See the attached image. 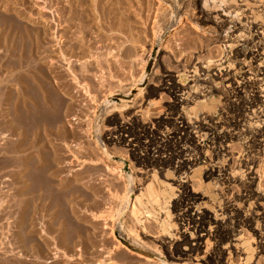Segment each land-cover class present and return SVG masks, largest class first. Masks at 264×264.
<instances>
[{"label": "rangeland", "instance_id": "374dc122", "mask_svg": "<svg viewBox=\"0 0 264 264\" xmlns=\"http://www.w3.org/2000/svg\"><path fill=\"white\" fill-rule=\"evenodd\" d=\"M0 1V5H3L0 7V12L6 11V8L14 10L12 13L18 11L15 14L23 12L25 14H22V17L25 18L22 20L26 19L24 24L27 23L28 25H25L29 27L33 23V28H37L34 30L40 31L39 47L28 45L31 49L26 48L24 55L27 51L29 53L30 50L36 51L37 49L38 52L35 53L39 56L38 64L41 63L39 67L43 68L42 70L45 71L43 73L49 74L46 79L47 83L41 81L42 85L50 86L47 87L48 91L43 87L42 95L38 92V100L34 101L41 102L43 99L41 97L45 95L48 99L50 97V103L53 105L54 101L59 99L54 107L57 106L60 109L58 120L55 119L56 116L50 119L47 113L44 117H40V122H38L40 130L51 128L50 131L53 133L57 131L56 134L62 135L64 142L70 145L67 147L64 142L58 141L65 148V151H62V154L66 152L64 164L68 166V170L69 168L71 171L77 169L78 171H75L79 177H83L84 182L92 181L93 188L97 191L96 196L93 195L90 198H93L92 200L85 199V197L76 199L84 206L80 207L79 204L80 209L76 206L75 215L83 216V218L80 216L76 218L73 215L79 225L78 227L76 224V228H73H81L83 232L79 230L78 237L74 239L76 240L74 249L72 248L74 253L73 250L69 251L73 253V257H77L73 260V264H264V249L259 246L258 242L260 240L258 230L264 229V140L260 141L259 146L250 152L247 147L250 143V127L244 116L247 104H240V106L235 102H226L219 96L223 93L230 96L235 88L240 89V94L246 96L247 90L242 88L246 67L240 62L241 52L258 50L255 53L256 63L261 62L264 65V0H103L104 7H106L104 12L108 9L105 15L96 10L92 0H86L81 4L83 6L77 7L76 5L77 10L73 5L77 14L81 11L83 14L86 11L84 13L86 17L84 14L82 16L86 19H84L85 22L82 21V17L81 21L79 20L78 16L81 14L76 16L77 18L72 17L75 19L70 22L69 20L65 22L62 17L59 19L58 14L61 10L59 6L63 4L68 6L65 1L58 4L56 0L51 2L49 0ZM10 2L14 4L12 7H9ZM180 2L183 3L180 4ZM15 6L22 12H19L17 8V10L14 9ZM183 6L189 10L186 14H181ZM203 12L209 16L207 20L201 18ZM64 15L68 18L70 16L67 12ZM72 15L75 16V14ZM29 22H31L30 25ZM38 28H40L39 31ZM25 36L24 39L27 37L29 39L28 34ZM260 43L263 49L256 47ZM1 52L0 82L3 85L0 86V91L4 89L5 93L0 92V101L6 103L7 107L8 103L9 105L12 103L8 91L11 90L10 86H17V79L15 82L11 81L14 84L8 82L9 79L6 77L12 68L7 69L6 58H4L7 53ZM33 52L30 51V53ZM237 53L240 59L236 61L234 58ZM197 55L198 59L195 58ZM192 61L194 63L199 61L197 65L200 68L205 67L198 71L195 79H193L194 73L189 72L193 69ZM49 66L50 73L47 71ZM221 68L230 71V75L236 78L238 83L233 81L232 87H226L227 82L218 76ZM183 71L188 77L184 82L188 94L186 100L176 106L175 112L194 127L189 133L194 139H188L187 147L185 144L180 145L182 148L189 147L190 149L198 142V156L200 155L201 159L205 160V163L201 162L200 166L199 164L194 166V172L186 171L189 175L176 171L180 158H177L175 153L179 145L171 139L172 124L169 121L164 122L170 110L167 108L172 101V97L162 85L167 79L165 75L169 74L174 81L181 82ZM139 78L142 80L140 81ZM6 79L10 86L5 84ZM134 79L136 82H133ZM30 85L29 89L32 88ZM216 98L218 100L214 101ZM202 99H206L208 105L215 106V111L199 105L198 108L202 113L194 114L193 102L198 101L200 104ZM2 103L0 104V114L2 113L0 121L6 108ZM179 120V118L176 119L175 123ZM130 122L135 123L136 130L143 126L147 127L148 132L145 135H143L144 132L138 131L143 152H148L152 156L164 154L165 158H169L175 152L169 165L153 168L149 164L139 163L125 143L107 142L106 136H109L111 127L119 123L129 125ZM251 123L256 125L254 121ZM3 125L0 126L2 128H0V135L6 132ZM195 130H199L198 138L195 136ZM12 136L8 138L13 139ZM0 138V147H3L2 144L6 147L5 143L8 138ZM101 139H103L102 142ZM164 144H168V148L163 152L161 149ZM70 148L74 149L70 150ZM2 153L5 155L1 150L0 155ZM76 153L78 158L73 157ZM252 157L256 161L254 167L250 169L247 166V159ZM1 168L0 202L2 197L5 200L4 197L9 194V191H13L10 190L8 181L5 180V176L8 177V168L6 166L4 170V167ZM223 172L228 173L227 182L221 181ZM129 177L132 178L129 202L134 201L135 196L139 194L142 198L145 197L142 189L152 182L160 192V205L165 209H160L161 206L155 202L154 210L149 216L145 213L140 215L141 222L134 221L135 219L130 214V204L122 210L117 209L116 202L119 203V199L116 200L118 198L116 195L126 194ZM182 183L187 184L189 190L198 193V199L191 206L189 213L193 216L196 212L208 211L212 219L215 218L231 233L229 240L214 244L212 239V244L209 242L208 246L203 238L196 252L177 260L171 255L174 243L180 244L183 234L191 239V231L183 228L178 219L182 209L176 202L182 192ZM248 186L256 191L257 199L247 198ZM85 206L90 213L92 212L90 215L89 212L85 214L84 210L81 212V209H86ZM164 211H169L168 217H165L166 212ZM96 212L97 215L100 212L102 213L100 215L107 213V219L93 218V213L96 214ZM15 214L12 215L14 218L17 215ZM246 217L250 220V226L238 223ZM11 220L13 217H10L6 211L0 212V264L11 262L13 264H34L35 261V264L39 261L41 264L45 262L46 264L68 263L65 260L66 257H60V250L64 251L65 248L48 249L53 253L54 250L59 251L55 252L57 257L47 250H43L44 252L38 250L36 253L37 249L33 248L31 243L26 246L22 243L19 245L13 235L14 228L10 225ZM163 222H167L168 226ZM8 238H11L10 241H7ZM19 247L24 254L23 258ZM18 255L21 258L17 257ZM34 256L37 257L34 258ZM38 256L41 257L40 260Z\"/></svg>", "mask_w": 264, "mask_h": 264}, {"label": "bare ground", "instance_id": "6f19581e", "mask_svg": "<svg viewBox=\"0 0 264 264\" xmlns=\"http://www.w3.org/2000/svg\"><path fill=\"white\" fill-rule=\"evenodd\" d=\"M49 1L51 2L53 0H49ZM62 1L67 2L68 8L66 6H64V4H63L61 7L59 6V8L61 9L60 13L57 11L56 12L59 13L58 14V16L60 17L59 19H61V17H62L65 22H68V20L70 22L73 19L72 17L77 18L76 16L81 14V16H78V18L80 20V18L86 12V11H84V13L82 14L83 11H81V13H79V11H78L79 14H77L75 9L73 8L74 6L76 7V5H77V7L83 6L81 4L83 3V1H86V0H56L55 2L58 4V3H61ZM4 2H8V1L4 0ZM11 2H14V1H11ZM11 2L8 3V4H11L9 7H12L14 5V4L12 5ZM91 2L94 4L93 6L96 8V10L99 13H101L102 15L103 14L105 15V12L108 9L107 10L105 9V12H104V8H106V7H104L105 3L103 0H92ZM182 3L180 2V4H182ZM6 6L8 7L7 3H6ZM0 7H3V5L2 6L0 5ZM77 7H76V10L78 9ZM16 8L18 10H20L18 7L15 6L14 9H16ZM182 8L183 9L181 11V14L182 13L186 14L187 12H189V10L187 8H184V6ZM79 9H80V7H79ZM191 9H193V7ZM0 11H1V9H0ZM2 11H4V10H2ZM6 11L0 12V38L2 37V39L0 40V47H1L0 53H2L1 51H5L7 53L6 57L3 55L4 58H6L5 59L6 64L5 63L4 64L6 65L8 70L10 68H12L11 70H9V73L7 72L8 77H6V78H8L9 80L6 79L5 82L7 80H8V82L10 81V83H11V81L15 82L16 79L18 82L16 81L17 86H13V87H11L7 82L5 83V84H8L11 88V90L8 89L9 90L8 95H9V99H12V103H10V105L8 103L7 107H6L5 106L6 103L3 102L4 106L6 108H5V111L2 110V112L4 111L5 113L3 112L4 116L1 117L2 119L0 121L1 122L0 126H1V124L2 125L4 124L3 127H5L6 132H2V135H0V137L8 138L9 136L13 135L12 138L13 137L14 138L13 139H11V137L8 138L6 140L7 143L4 142L6 144V147H4V144H2L4 148L0 147V151L2 150L5 153V155L3 153H2L3 155L2 154L0 155V167H2V168L4 167L3 170L6 169L5 166L8 168L9 173H8V177L5 176V180L8 181V184H9L8 186H10V190H13V191L10 192L8 190L9 194H6V196L4 195L5 200L2 197V201L0 202L1 203L0 205L2 208L0 207L1 208L0 212L6 211L7 214L10 215V217H13V220H11L10 225L14 228L13 229L14 233L12 232V230H11V232L15 236L14 238H16L18 240L19 245H21L20 243H22V245L26 246V244L29 245L31 243L34 246V247L31 246V247L37 249L36 253L38 250H40L41 252H44L43 250L48 251V249H50V248L51 249H53V248L54 249L65 248L66 250H64V251L62 249L60 250V254H61L60 257L61 256H63V258L66 257L65 260H66V262L68 261L67 264H73V260L77 258V257L76 258L73 257V253H74L73 247L76 243V240H74V239L78 237V234L80 232H83V231H81V228L75 229L76 224L79 227L78 222L76 223L74 216H73L77 212L76 206H78L79 204H80V207L84 206L81 203H78L77 198L80 199L81 197H85V199L86 198L90 199L93 195L96 196L97 191H96V189L93 188L94 183L92 185V183H91L92 181L91 182H89V181L84 182L83 177H81V176L79 177V174L76 172V171H78L77 169H75L76 171L75 170L71 171L70 168L68 170V166L64 164L65 163L64 154L66 152L62 154V151H65L64 145H66L67 147H70V145H67V143L64 142L62 135L61 136L58 135L60 133L56 134L57 131H56V133H53L52 131H50V130H52L51 128L40 130L38 122H40L39 119L42 118L41 116L44 117V115H46V113H47V117H50V119L52 116H54L53 118H55V116H56L55 119L58 120L57 117L59 116L58 113L60 112L59 111L60 109L56 105H55L56 107H54L55 102L59 101V99L57 101L55 100L53 105H51L52 103H50L51 102L50 97L48 99V97L45 95H43L41 97V99L43 98L41 100V102L40 101L39 102L34 101V100H38L37 99L38 92L42 95V90H43L42 88L44 87V84L42 85L41 81H43L46 84L47 83L46 79L48 78L49 74L43 73V71H44V70H42L43 68L39 67L40 66L39 64H41V63L39 62V64H38L39 56L36 54L38 52L36 48H33V49H36V51L33 50L34 52L32 50H30L33 53H30V51L28 53V51H27L26 55H24L25 54L24 51L26 48L27 49L29 48L28 45L31 47H32V45H33V47L38 45V42L40 41V39H39L40 28H38L39 32H37V31H35V30H37V28L35 29L32 26L33 23L29 27L26 26L25 24H27V23L24 24L26 19L24 21L22 20L25 17H22L23 12L21 10L19 12H22V14H20V13L15 14L18 11H16L15 13H12L14 10H12L11 8H6ZM65 12L69 13V15H70L69 18H68V16L65 17V15H64ZM199 12L201 13L202 9ZM72 14H75V16ZM63 15H64V17H63ZM84 16L86 17V14H84ZM109 16H110V14H109ZM28 18H30V16H28ZM201 18H203V20H207L209 18V16H208V14H204V12H203V16H201ZM59 19H58V21H59ZM84 19L82 17V21H84ZM28 21H30V20H28ZM35 22H34V24H38ZM59 22H61V21H59ZM22 23L24 25H22ZM30 23L31 22H29V25H30ZM77 24H78V22H77ZM31 27H32V29H30ZM25 34H28L29 39H28V37H27V39L30 41H28L27 39H24L26 37ZM127 35H129V34H127ZM26 40H27V42H26ZM72 40H73V38H72ZM259 42L260 41H258V43ZM38 47H39V45H38ZM256 47L263 49V46L261 43L259 46L256 45ZM29 49H31V48H29ZM5 52H4V54H5ZM256 52L243 51V52H241V55H240V56H242L241 59L239 58V53H237L235 58H234V60H236V61L240 59V62H242L241 64L244 67H246V71L243 75L244 82L242 85V88L244 87L247 90L246 96L244 97L242 94H240V91H239L240 89L237 90V88H235V87H234L235 89L232 88V89H234V90H232V95L229 96L228 94H224V93L219 95L220 98H223L222 100L225 99L226 102L227 101L228 102L230 101L232 103L235 102L237 105L247 104V110L248 111L247 110L244 111L245 112L244 116L246 117L245 119L248 120L247 122L249 123V127H250V129H249V135H250L249 141H250V143H249V146H247V147H249L250 152H252V150L254 148H256L257 146H259L260 141L264 140V65H262L261 62L256 63L257 62L256 61L257 60L256 54H255ZM195 58L198 59L199 58L198 55ZM1 59H3V58L1 57ZM40 59L42 60V58H40ZM2 61H4V60H2ZM198 62L199 61L194 63L192 61V64H191V65H193V69L190 70L189 72L194 73L193 79H195V77L198 75V71H200V69L205 68V67L200 68L197 65ZM49 69H50V66L47 70L48 72H49ZM221 70H225V71L222 72ZM221 70H219L218 76L220 79H223L227 82L225 85L226 87H232L234 84L233 81L238 83L236 78H233L230 75V73H229L230 71H227L224 68H221ZM244 70H245V68H244ZM184 71L181 73V75H182L181 79L183 82L182 81L180 82L179 80L174 81L172 79L171 75H169V74L165 75V77H167V79L165 82H163L162 85H164L163 88L172 97V101H170L169 106L167 108L170 110L168 111V113L166 112L167 115L165 114L166 120H164V122L169 121L172 124L173 136L171 139L174 140L176 145H179V147H177V149L178 148L179 149L176 151V153L173 151L175 153V156H177V158H180V159H178L179 165H178L176 171L186 173V171L189 170L191 173V172H194V170H195L194 166L195 165L199 164V166H200V163L201 162L205 163V160L201 159L200 155L198 156V142L196 144L192 145L193 147L190 149H188L189 147L188 148H182L180 145V144L186 145V143H188V139H191V140L194 139V138L192 139V136H190V134H189L190 129L194 128V127H192V125L190 124V122L188 120L187 121L184 120L179 115H177L175 112L176 106L178 104L180 105L182 102H184V100H186V95L188 94V91H186V89H187L186 85L184 83L187 81L188 77ZM186 72H188V71H186ZM177 76H179V75H177ZM216 76H217V74H216ZM135 79L133 80V82L135 81ZM193 79H188V80H193ZM3 80H2V82H3ZM139 80L141 81L142 78H139ZM139 80H138V82H139ZM0 81H1V79H0ZM193 81H195V80H193ZM25 82L27 83V88H26ZM11 84H14V83H11ZM2 85H3V83H2ZM2 85L0 82V86H2ZM29 85H30V87H32L31 89L28 88ZM49 86L50 85H48V86L46 85V87H44V88L47 89V87L49 88ZM4 87H6V85H4ZM86 87H87V85H86ZM27 89L32 91V93ZM85 89L87 90V88H85ZM86 90H85V92H87ZM2 91H4V89ZM2 91H0V92H2ZM47 91H48V89H47ZM4 93H5V91H4ZM226 93H228V92H226ZM52 94H54V93H52ZM10 96L11 97L13 96V97L11 98ZM2 97H5V96H2ZM51 98H54V97H51ZM216 100H218V98H216L214 101H216ZM199 105H201V107H203V108H207L210 111L211 110L215 111V106L208 105L206 99H202L200 104H198V101L193 102L192 107L194 109V114H196V113L201 114L202 113V112H200V110L198 108ZM59 106H60V104H59ZM231 106H232V104H231ZM0 111H1V109H0ZM230 111H231V109H230ZM241 111H243V110H241ZM178 118L180 120L177 122L178 123L177 124V123H175V120ZM48 121H49V119H48ZM251 121L252 122L254 121L256 123V125L255 124L253 125L251 123ZM161 122H163V121H161ZM161 122H159V124ZM44 123H46V122H44ZM134 124H133V122L129 125L119 123V124H116L114 127H111V130L109 129L110 132L108 133L109 136L108 137L106 136L107 142L125 143L128 147H130V151L132 152L133 156L137 159V161L139 163L149 164L153 168H155L156 166H158L159 168H162L163 166L166 167V165H169L171 163V160L173 157L172 155L174 153L173 154L171 153L172 155L171 156L169 155L170 156L169 158H165L166 156L163 157L164 154H162V156H160V155L152 156L148 152H143L142 146L140 145L141 136H140V133L138 131L140 130V131L144 132L143 135H145L146 132H148L147 127L141 126L142 128H140V129L138 128V130H136V128L134 127ZM196 126H197V124H196ZM52 128H53V126H52ZM195 129H197V128H195ZM222 129H223V127H222ZM5 130H3V131H5ZM198 131L199 130L194 131V132H196V134L195 133L194 134H195V136H197V138H198V134H197ZM201 133L203 134V131ZM14 134H15V136H14ZM191 135H192V133H191ZM225 139H226V136H225ZM58 141L64 142V145H62ZM102 141H103V139H101V142ZM104 145H106V143ZM104 145H103V147H104ZM186 147H187V145H186ZM167 148H168V144H164L162 146L161 150L164 152V150ZM71 149L72 148H70V150ZM70 150H69V152H70ZM75 152L76 151L74 150V153ZM74 156L77 157L78 154L77 153L73 154V157ZM247 160H248L247 166L250 169H251V167H254L253 165H254L256 159L254 160L252 157V158H249ZM9 166L12 169H10ZM186 174L189 175L188 172ZM154 176L155 175L153 174V177ZM190 176H192V175H190ZM250 178H252V177H250ZM223 180L226 182L229 180L228 173L226 174L223 172V177H222L221 181L223 182ZM131 181H132V178L129 177V179L127 181L129 183V185H128L129 187L126 188V192H125L126 194L118 195L116 193L117 194L116 196H118V198H116V200L119 199V203L116 202V204H118V206L117 205H115V206H117V209L120 208L119 210H122L123 208L127 207V205L130 204V214L133 217V219H135L134 221L135 222H137V221L141 222L142 217H140V215H143L145 213L147 216H149L152 213V211L154 210L153 205L155 204V202H156V204L157 203L159 205L161 204L160 196H159L160 192H159L158 188H156L157 186H155V185L153 186V184L151 182V183H148V185L144 189H142V191L145 193V195H144L145 197L142 198V195L139 194V195L135 196L134 201L132 200L129 202L128 201L129 195H130V192L132 190V187H131L132 182ZM181 188H182V192L179 196V199L176 202L177 205L179 207H181V209H182V213H180V215H179L180 217L178 219L181 222L183 228L189 229V231H191V233H190L191 239H188L183 234V235H181L182 239H180V241H181L180 244L174 243L173 253L171 252L172 253L171 255L177 260H181L182 258H184L183 256H190V254L192 252H196L199 249L200 244L203 241L202 240L203 238H205V244L208 246L209 242L210 243L212 242V239L214 240V244L215 243H217V244L222 243L225 240H229L230 233H231L225 228V226L220 224L215 218L212 219V217L210 216L208 211H201L199 213L196 212V214L192 216L189 213V210H190L191 206L194 204V202L198 199V197H197L198 193L194 190H189L187 188V184L185 185L182 183ZM246 190H247L246 191L247 192V194H246L247 198L254 199V200L257 199L258 196H257L256 191L254 189H252L250 186H248V188ZM170 192L172 193L171 190H170ZM114 196H115V194H114ZM6 197L7 198L9 197V198L7 199ZM92 199H90V200H92ZM96 203H97V201H96ZM93 204H95V203H93ZM85 205L87 206L86 203H85ZM78 208H79V206H78ZM161 208L165 209V207H163V206H161L160 209ZM82 210H84V213L86 212L85 214H88V212H89L87 207H86V209L85 208L81 209V212H83ZM118 211H117V213H118ZM164 212H166V213H164L165 217H168L169 211L168 212L164 211ZM14 213L17 214V215L15 214L16 215L15 218H14V216H12V215H14ZM91 213L89 212V215ZM120 213H121V211H120ZM97 214H98L97 212H96V214L93 213V218L94 217H96V218L101 217V218H104V220H106L108 217L107 213H104V214H106V216H104V214L100 215V214H102L101 212L99 215H97ZM111 215H109V217ZM78 216H80V215H77V214L75 215L76 218ZM81 217L83 218V216H80V218ZM85 217H87V216H85ZM80 218L78 220H80ZM73 219H74V221H73ZM87 220H88V218H87ZM257 220H258V218H257ZM91 222H93V221H91ZM238 223L239 224L241 223L242 225L245 224V225L250 226V220L247 217L244 218L243 220H239ZM163 224H166V226H168L167 222L166 223L163 222ZM73 227H75V228H73ZM86 229H88V228H86ZM79 230H80V232H79ZM252 230H254V229H252ZM255 230H256V228H255ZM258 231H259L258 237L260 238V240L258 241L260 244L259 246L262 249H264V229L261 228V230H258ZM10 237H12V234H10ZM10 239L7 241H10ZM12 240H11V243H12ZM17 240H16V243L18 246ZM78 242H80V241H78ZM11 243H10V245H12ZM20 247H19V249H21ZM27 247H25V248H27ZM31 247H29V249ZM116 247H117V245H116ZM72 250H73V253H69V251H72ZM25 251L27 252V249ZM31 251H35V250H31ZM61 251H63V252H61ZM19 252H22V249ZM26 252H25V254H26ZM51 252L53 253V251L50 250L49 253H51ZM55 252H59V251L54 250L53 254L56 255ZM33 253H35V252H33ZM38 253L41 254L40 252H38ZM118 253H119V251H118ZM122 253H123V251H122ZM27 254H28V252H27ZM57 254H59V253H57ZM20 255H18L17 257H19ZM23 255L24 254L22 252V255H21L22 258H23ZM120 255L121 254H119V256ZM210 255H209V257H213ZM21 256H20V258H21ZM35 257H37V256H34V258ZM40 258L41 257H39L38 260H40ZM53 258H55V257H53ZM42 259H44V258H42ZM45 261H46V259H45ZM22 262H24V261H22ZM39 262H41V261H39ZM39 262H38V264H41ZM35 263H36V261H35ZM22 264H24V263H22ZM45 264H46V262H45ZM63 264H65V263H63Z\"/></svg>", "mask_w": 264, "mask_h": 264}]
</instances>
